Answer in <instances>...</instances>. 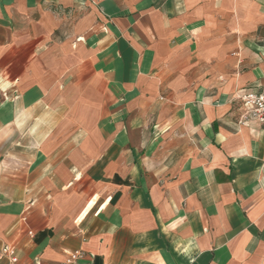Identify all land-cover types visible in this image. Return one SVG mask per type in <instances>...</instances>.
<instances>
[{
	"label": "crops",
	"instance_id": "1",
	"mask_svg": "<svg viewBox=\"0 0 264 264\" xmlns=\"http://www.w3.org/2000/svg\"><path fill=\"white\" fill-rule=\"evenodd\" d=\"M253 88L264 0H0V245L16 264H264Z\"/></svg>",
	"mask_w": 264,
	"mask_h": 264
},
{
	"label": "built area",
	"instance_id": "2",
	"mask_svg": "<svg viewBox=\"0 0 264 264\" xmlns=\"http://www.w3.org/2000/svg\"><path fill=\"white\" fill-rule=\"evenodd\" d=\"M236 98L241 102L243 116L247 115L253 121L264 125V88L243 90L237 94ZM3 259H8L11 264L18 262L19 256L13 245L7 243L0 245V261ZM95 259V253L77 248L67 252L59 264H94Z\"/></svg>",
	"mask_w": 264,
	"mask_h": 264
},
{
	"label": "rangeland",
	"instance_id": "3",
	"mask_svg": "<svg viewBox=\"0 0 264 264\" xmlns=\"http://www.w3.org/2000/svg\"><path fill=\"white\" fill-rule=\"evenodd\" d=\"M240 107H241V102H240ZM241 110H242V123L244 124V125H246V126H248L249 124H250V122H253V120L251 119V118H249V116H247V115H245V116H243L244 115V111H243V109H242V107H241Z\"/></svg>",
	"mask_w": 264,
	"mask_h": 264
}]
</instances>
